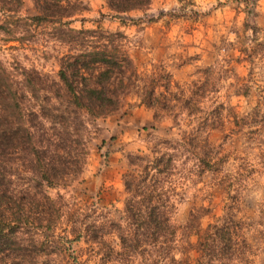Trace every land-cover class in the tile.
Here are the masks:
<instances>
[{
    "label": "rangeland",
    "instance_id": "374dc122",
    "mask_svg": "<svg viewBox=\"0 0 264 264\" xmlns=\"http://www.w3.org/2000/svg\"><path fill=\"white\" fill-rule=\"evenodd\" d=\"M192 1L203 13L196 21L179 18L168 22L162 19L149 23L127 21L126 24L110 16L104 0L63 2L65 7L58 9L63 21H70L69 26L75 28L96 29L99 25L112 33L110 39L126 49L137 73V77L132 75L126 63L115 68L110 87L118 88V91L119 87H128L130 91L120 93L119 105L110 113L86 117L85 130L84 125L79 126L72 106L63 102L56 93L60 84L57 71L62 68L72 75L76 83L83 74L93 85L104 65L96 64L83 70L72 56L79 54L83 47L98 49L108 39L107 36L100 35V30L84 37L69 35L65 30L68 26L60 23L38 25L28 19L38 14L33 0H20L21 3L0 0V130L10 127L22 129L18 119L20 105L25 111L24 125L34 135V144L47 146L49 135L61 136L67 131L83 134L87 155L81 170L76 175L67 174L64 186L44 187L54 200L67 204L68 212L79 210L84 213L90 207L88 204L94 203L95 215L104 213L110 219L122 222L125 218L123 202L128 195L122 177L132 168L128 155L148 153L153 145L179 137V128L174 126L170 116L144 106L133 93L140 83V73L148 71L154 77L163 74L165 80L158 81H166L167 86L176 91L177 84L185 87L189 82L202 78L199 71L220 63L219 69L224 71L222 75L227 81L239 83L250 75L254 82L259 83L258 79L264 84V60L259 57L253 64L244 60L237 50L239 41L235 34L240 32L245 18L244 2L249 1L255 12L248 21L264 36V0ZM176 7V0H151L147 13L155 16L160 10ZM129 14L135 17L142 15L139 11ZM222 84L225 86L218 93L220 100L230 105L232 112L239 117L250 112L255 105L264 110V101L257 95L255 84H252L248 96L234 94L227 82ZM224 119L220 128L206 135L209 143L216 146L224 157L222 172L186 174L175 180L173 186H176L177 199L172 220L176 226H183L195 208L200 213L196 226L203 229L220 216L226 198L220 179L223 173L231 172L235 176L234 185L240 189L237 205L246 221L245 234L252 249L253 264H264V243L255 224L258 208L264 203V167L260 162V153L264 150V121L259 118L237 128L230 117ZM182 127L186 129L184 125ZM10 136L11 142L0 148V190H7L17 199L24 197V193L30 198L40 196L36 195L42 191L35 184L32 155L25 144V137L20 132ZM67 151L73 153L71 149ZM66 152L64 156L68 155ZM179 159L178 162L183 157ZM66 222L67 215L57 221L55 230L59 234L63 235L62 229L68 225ZM177 239V256L193 264L198 256L195 229H180ZM70 245L72 255L85 253L83 241ZM50 257L57 264H75L64 254ZM47 259L42 256L36 259V263L44 264ZM147 259L148 264H153L152 258Z\"/></svg>",
    "mask_w": 264,
    "mask_h": 264
},
{
    "label": "trees",
    "instance_id": "16d2710c",
    "mask_svg": "<svg viewBox=\"0 0 264 264\" xmlns=\"http://www.w3.org/2000/svg\"><path fill=\"white\" fill-rule=\"evenodd\" d=\"M16 1L21 3L20 0ZM33 1L38 14L28 17L31 22L38 25L65 24L68 26L66 33L83 37L100 30V35L108 38L98 49L83 47L79 54L72 56L83 70L96 64L104 65L93 85L87 82L83 74L76 83L72 75L62 68L57 71L60 84L56 93L63 102L72 106L79 126L84 125L86 130V117L110 113L119 105L120 93L130 91L128 87H119L120 91L110 87L115 68H121L126 63L132 75L137 77V73L126 49L110 39L112 33L101 29L99 25L96 29L75 28L69 26L70 21H63L58 9L65 7V0ZM104 1L110 16L122 24L127 21L149 23L161 19L168 22L179 18L196 21L203 16L192 0H176L178 7L160 10L155 16L147 13L151 0ZM244 4L242 28L235 33L239 41L237 50L244 60L253 64L259 57L264 60V36L248 21L255 12L252 5L249 1ZM132 11H139L142 15L132 16L129 14ZM219 65L214 63L205 67L199 71L202 72L201 79L189 82L185 87L177 84L176 91H172L166 81H158L165 80L163 74L154 77L148 71L140 73V83L133 93L144 106L170 116L174 126L179 128L180 135L175 140H163L153 145L148 153L128 155L132 168L122 177L128 194L123 202L125 218L122 222L112 220L104 213L95 215L94 203H89L90 207L84 213L79 210L68 212L67 204H62L59 199L54 200L46 192L44 187L64 186L67 174L76 175L81 170L87 155L84 137L73 130L71 133L63 132L61 136L49 135L47 146L34 144L33 133L24 125V108L17 105L22 129L10 127L0 130V148L11 142L10 134L20 132L25 137V144L32 155L35 184L42 193H37L40 196L34 198L24 193V197L17 199L9 195L7 190H0V264H37L36 259L42 256L49 258L44 264H57L50 256L59 254L66 255L75 264H148L147 257L152 258L153 264H188L185 258L177 256V233L180 229H195L198 256L193 264H253L252 249L245 234L246 221L237 205L240 189L234 185L235 176L231 172L223 173L220 179L226 190L220 216L203 229L196 226L200 213L195 208L190 211L183 226H176L172 220L177 199L176 186H173L175 180L186 174L222 172L224 157L216 146L209 143L206 137L209 131L220 128L226 117H230L237 128L259 118L264 121V110L256 105L239 117L232 112L230 105L220 100L218 94L220 88L225 86L222 82H227L234 94L243 96H248L252 84H255L257 95L264 101V84L258 79L259 83L254 82L250 75L239 83L227 81ZM156 88H160V91ZM154 115L157 117V114ZM68 149L73 150V153L66 152ZM65 152L67 156H64ZM180 157L183 159L178 162ZM260 162L264 167V150L260 153ZM63 215H67L68 225L62 229V235L55 229ZM255 224L264 243V203L258 208ZM79 241L85 243V253L72 255L70 244Z\"/></svg>",
    "mask_w": 264,
    "mask_h": 264
}]
</instances>
